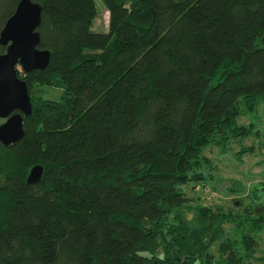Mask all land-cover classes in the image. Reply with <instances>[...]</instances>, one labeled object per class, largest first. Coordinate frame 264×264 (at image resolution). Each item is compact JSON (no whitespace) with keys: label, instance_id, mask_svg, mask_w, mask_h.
<instances>
[{"label":"trees","instance_id":"16d2710c","mask_svg":"<svg viewBox=\"0 0 264 264\" xmlns=\"http://www.w3.org/2000/svg\"><path fill=\"white\" fill-rule=\"evenodd\" d=\"M35 1L50 56L17 69L31 110L0 143V264H247L263 206L185 188L212 178L210 145L262 134L264 156V128L238 121L264 100V0H99L104 30L96 0Z\"/></svg>","mask_w":264,"mask_h":264},{"label":"rangeland","instance_id":"374dc122","mask_svg":"<svg viewBox=\"0 0 264 264\" xmlns=\"http://www.w3.org/2000/svg\"><path fill=\"white\" fill-rule=\"evenodd\" d=\"M96 14L92 19L91 27L94 30H104L107 26L108 12L104 5L96 0ZM17 69L21 70L17 65ZM55 94L56 91H52ZM240 122H248L254 126L261 134L264 128V100L260 101L255 111L248 114H241L238 118ZM262 134L257 136L250 134L244 137H235L225 144L210 145L204 149L215 163L212 169V178L204 179L205 183H200L193 189L185 188V193L190 197V203L204 202L208 205H218L224 211L231 209L235 214L241 212L243 207L260 204L264 212V156L259 147ZM253 144L252 151H246L238 155L236 150L241 145ZM238 200L233 204L232 201ZM232 200V201H231ZM247 209V208H246ZM189 215V213H188ZM231 222H224L226 230H232ZM257 238V248L254 258L247 264H255L264 259V232L261 231ZM214 244L211 246L213 249ZM260 257V259H258Z\"/></svg>","mask_w":264,"mask_h":264},{"label":"water","instance_id":"95a60500","mask_svg":"<svg viewBox=\"0 0 264 264\" xmlns=\"http://www.w3.org/2000/svg\"><path fill=\"white\" fill-rule=\"evenodd\" d=\"M41 5L35 0H17L12 12L0 27V143L6 145L23 135L22 115L31 110L26 81L17 73V65L23 72L46 66L50 52L39 47ZM42 165L32 164L26 181H37ZM238 203V200H234Z\"/></svg>","mask_w":264,"mask_h":264}]
</instances>
